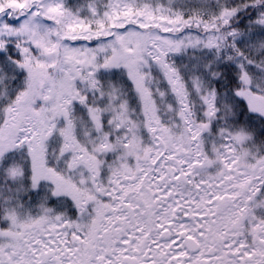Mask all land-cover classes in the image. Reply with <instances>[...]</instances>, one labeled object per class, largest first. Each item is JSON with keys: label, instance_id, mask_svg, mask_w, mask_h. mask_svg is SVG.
Masks as SVG:
<instances>
[{"label": "snow or ice", "instance_id": "obj_1", "mask_svg": "<svg viewBox=\"0 0 264 264\" xmlns=\"http://www.w3.org/2000/svg\"><path fill=\"white\" fill-rule=\"evenodd\" d=\"M0 264H264V0H0Z\"/></svg>", "mask_w": 264, "mask_h": 264}]
</instances>
